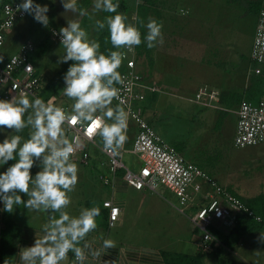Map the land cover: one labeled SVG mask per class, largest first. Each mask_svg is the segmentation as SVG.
<instances>
[{
    "label": "crops",
    "instance_id": "1",
    "mask_svg": "<svg viewBox=\"0 0 264 264\" xmlns=\"http://www.w3.org/2000/svg\"><path fill=\"white\" fill-rule=\"evenodd\" d=\"M121 1L123 3L125 15L128 17V22L136 24L137 8L142 4V1ZM204 1L210 2L213 7L211 11H205L204 7L206 3ZM242 1L244 0H152L145 25L149 17L154 18L158 23H162L163 43L149 49L145 42L147 54L146 52L138 54L137 50L134 49L133 59L135 64L134 70L141 77V83L145 87L156 89V91L140 89L138 93L144 94L145 108L147 107L150 111L149 116L146 114V109L144 108V119L155 128L154 130L163 140L165 132L162 123L159 121L164 119L161 113L165 110L162 107L165 108L167 103L166 99H161V102L158 104V94H166L163 89L175 88L180 85L179 79L175 77V75H172V71L169 72V68H172L175 59H178V56L183 54V46L186 45V42L189 40L193 41L192 44L194 47L200 46L201 52L197 61L202 67L210 66L225 69L227 64L225 54L227 50H231L225 47H223L225 48L223 49L220 40L213 34L214 31L211 30V32L208 31L209 28H205L207 20L205 12L208 14H215V12H218V5L227 8L235 6L241 11L239 15L242 21L247 20L250 26L253 25L255 27L257 18L247 14L246 7L244 4H241ZM1 2L2 0H0V5ZM79 2L80 0H77L78 6ZM93 3L94 0H90L89 5L86 6L88 15L83 17L79 16L78 13L73 14L71 12H64V9L60 11L59 7L61 6L53 5V12H56L57 16L63 18L55 19V22L49 20L48 26H43L46 33H49V27L60 29L66 26L67 21L78 20L81 27L88 33L89 39H95L97 36L95 21L102 20V11L94 12ZM195 9L196 13L199 15L202 14V20L199 21L194 17H189L191 12L195 13ZM89 17L92 18L89 19ZM1 18L0 9V19ZM204 18L206 19L205 21ZM194 19L198 22L199 29L203 28L201 32L203 34V41H201L200 44L195 43V39L192 40L193 37L195 38L194 35L192 38H188L187 36V34H190L189 29L190 26H193L191 23ZM33 21L34 19L32 16L19 20L11 30L5 33L4 44L0 49V65H4L11 56L15 55L23 44L27 42L33 43L36 53L31 63L36 75L39 76L43 85L41 92L36 97L54 106H65L71 109L73 101L67 97L63 98L62 101H57L59 99L58 97H54L55 94H52L51 96L53 97L49 96V98L43 96L50 82V80H46L50 72L42 68L41 62L46 56H50V50L54 46L60 47L63 50L65 49L59 45V43L52 40L50 34L47 44L44 43V46L40 47L39 45H41V43L37 45L35 42L29 41L30 38L34 37ZM144 28L146 37L147 29L145 26ZM41 40L40 42L43 41ZM251 47L247 52L249 60L248 70L243 77L235 79L228 73L224 77V81L221 79L219 80L218 88L207 86L205 83L199 85L198 90L206 87L209 91H216L219 94L217 100L210 102L211 106L216 105L217 108L199 104L201 107L218 112L221 111L220 109H223V111L229 110L237 119L236 111L238 105L242 101H247L252 104L259 101L262 94V87L260 78L258 77L259 75L256 71H263L264 68L250 59ZM219 50H225V53H221ZM137 55L140 56L141 59L139 62H137L136 59ZM216 55H219L218 58H215ZM121 66L124 67V62H122ZM63 69L64 66L62 70ZM161 73H163V75ZM63 86L64 83L60 89H62ZM34 98L30 97L29 99ZM193 102L197 104L194 99ZM204 102L207 103L208 100L205 99ZM158 105L160 109L155 110ZM111 106H117L114 100ZM222 113L223 114L214 113V117H212V124L215 123L214 129L217 131L222 128L224 120L227 117L226 114H224L225 112ZM159 115L162 117L157 118ZM221 115L223 117L222 121ZM26 116L27 113L25 114V118ZM233 131L235 135V128ZM30 132L31 128H25L19 133L14 130L0 129V142H2L5 137L11 138L13 135H20L22 137V144L29 138ZM136 132L137 129L135 124L131 120H127V139L120 150L131 148ZM66 136L70 140L69 135ZM96 144H101L100 137L97 139ZM186 150L187 148L183 145L181 154H184ZM83 152L88 154V159L85 163L82 161L80 153L72 160L78 167V182L75 186V190L68 193L71 204L66 211L71 216H77L81 209L92 207L100 208V215L96 217L97 228L87 235L86 240L94 242L93 247L96 248L101 246L104 239L115 241V248L105 249L102 253L101 260L106 261L107 264H172V260L176 256H189L196 259L195 262L189 264H264V231H259L252 235L230 237L227 240L228 245L226 246L222 244L219 239L221 246L213 253L204 254L199 248L201 231L193 225L196 231L193 230L191 234L186 232L188 231V229H186L187 223L192 226L189 216L193 213V210L181 213L177 209L176 199L171 195L172 193L170 191L171 194H153L147 191L134 190L123 181L120 171L112 177L109 183L105 184L99 179L100 175L105 176L107 173L103 164L105 160L104 155L96 146L89 142L84 143ZM124 154L125 153L122 154V157ZM199 155L200 154L195 155L194 153L188 154L185 158L194 161L198 167L213 178L214 173L211 171V165L207 162L202 163L200 157H198ZM16 159L18 160V156ZM15 162L16 160H13L9 161L8 165H0V172H3L8 166ZM39 170V167L34 166L31 169V174L34 176ZM97 187L106 192L107 199L101 200L99 198L100 190H98ZM82 188L85 191V196L79 197L77 191H83ZM20 195L23 200L28 199V197L23 194ZM105 201H111L112 204L120 210L119 217L112 227L108 225L109 211L102 206ZM72 205L75 207L70 210L69 208ZM47 219L48 214L43 210L34 211L32 209H26L21 204L19 206H14V210L9 213L4 210V205L0 203V264H22L18 255L20 249L32 246L34 239L42 235L41 227ZM232 228H222L219 232L221 231L220 234L222 236H227ZM3 233L10 234V236H6L12 238L11 240L8 239L9 242H7L5 252L2 246ZM2 254L5 259H1ZM6 259L7 261L4 262L3 260ZM183 262L184 261H182L181 264H184ZM63 264H77L74 253L69 252L68 260L63 262ZM85 264H97V262L89 258Z\"/></svg>",
    "mask_w": 264,
    "mask_h": 264
},
{
    "label": "clouds",
    "instance_id": "2",
    "mask_svg": "<svg viewBox=\"0 0 264 264\" xmlns=\"http://www.w3.org/2000/svg\"><path fill=\"white\" fill-rule=\"evenodd\" d=\"M60 4L64 12L78 13L81 17L88 15L86 9L78 6L77 0H60ZM118 7L113 0H94L93 3L94 12L115 13L103 21H95L96 30L107 26L111 45L118 49L108 55L100 52V43L89 39L78 20L67 21L65 27L53 33L59 35L65 49L58 63L72 62L63 75L61 90L73 101L70 111L39 97L29 99L27 93H21L19 98L0 99V129L19 133L31 128L29 138L22 144L20 135L5 137L0 142V165L16 160L0 172V203L9 213L14 206L22 204L26 209L43 210L48 214L41 227L42 235L34 239L32 246L20 249L18 255L22 264H63L68 260L69 252L74 253L77 264H85L89 258L97 264H107L101 260L103 251L116 247L111 239H104L99 248L86 240L97 228L99 207L81 209L77 216L66 211L71 204L68 193L75 190L78 182V167L71 159L75 148L66 136L65 125L86 127L88 133L102 139L105 151L115 153L126 142L128 115L123 107L111 105L120 96L116 85L125 84L118 69L126 54L134 52L142 41L139 29L117 11ZM17 11L31 15L44 27L49 24L47 5L23 0ZM8 26L12 27V21ZM144 26L149 49L163 43L162 23L149 17ZM34 166L40 170L33 176L31 169ZM20 194L28 199L23 200Z\"/></svg>",
    "mask_w": 264,
    "mask_h": 264
},
{
    "label": "built area",
    "instance_id": "3",
    "mask_svg": "<svg viewBox=\"0 0 264 264\" xmlns=\"http://www.w3.org/2000/svg\"><path fill=\"white\" fill-rule=\"evenodd\" d=\"M22 2L23 0H13L3 4L0 49L4 44L5 33L11 30L19 20L31 16L17 11V6ZM10 21H12L11 28L8 26ZM58 32V28L49 27L52 40L61 45L59 35H53ZM34 49L33 43L27 42L4 65H0V99L8 100L12 96L19 98L21 93H27L29 98H34L41 92L42 81L36 75L30 61ZM133 55L134 52L127 53L123 60L125 70L121 75L125 78V84L116 85L120 89V96L119 99H114L117 105L125 109L128 120L136 126L137 132L131 148L119 149L115 153L105 151L102 139L100 138L101 144L97 145L99 136L88 133L86 127L65 125V133L69 135L75 148L71 159H75L80 153L85 163L88 154L83 152V145L89 142L96 146L105 157L103 164L107 173L105 176H99L105 184L120 171L123 181L136 191L156 193L159 187L166 188L175 196L176 207L181 213L193 210L189 220L201 231L200 251L204 254L213 253L221 246V243L212 229L219 231L226 227L232 228L241 215H247L256 221H260V217L254 215L227 187L222 186L194 162L186 159L172 145L165 142L144 119L145 97L143 93H138V90L156 91V89L145 87L141 83V77L134 70ZM250 59L264 68V7L256 19ZM256 73L264 75V69L257 70ZM218 95L216 91H209L204 87L196 92L194 101L197 104L217 108L216 105L211 106L210 102L217 100ZM205 99L208 100L207 103L204 102ZM59 107H63L66 111L71 110L65 106ZM236 116L233 146L243 149L264 144V80L259 101L255 104L242 101L238 105ZM123 153H129L136 158L139 165L137 171L123 165ZM102 206L109 211V227L114 226L119 217V208L115 207L111 201L103 202Z\"/></svg>",
    "mask_w": 264,
    "mask_h": 264
},
{
    "label": "rangeland",
    "instance_id": "4",
    "mask_svg": "<svg viewBox=\"0 0 264 264\" xmlns=\"http://www.w3.org/2000/svg\"><path fill=\"white\" fill-rule=\"evenodd\" d=\"M40 2H42L40 5H47L49 7L47 15L50 21L55 22V19L63 18L57 16L56 12H53L54 6H61L60 0H41ZM204 2L206 3L204 7L205 11H211L213 7L210 2ZM218 6V12H215V14L205 12L207 20L204 18V21L206 20L205 28H209L208 31H214L213 34L220 40L222 48H230L231 50H227L225 54L227 59L226 68L202 67L197 61L201 52L200 46L194 47L192 44L193 41L188 40L186 45L183 46V54L179 55L178 59H175L174 66L169 68V72L172 71V75H175L179 79L180 85L175 88L163 89L166 94H158V104L161 102V99H166L167 103L165 108L160 105L165 111L161 113L164 119L159 122L162 123L164 128V140L167 143L170 145H173L172 143H182L187 148L185 153H182L184 157L193 153L195 155L200 154L198 157H200L201 162H207L211 165L210 168H212L211 171L214 173L213 178L215 180L220 182L224 187L229 186L240 196L250 198L260 194L264 195V144L243 149L235 148L233 146V130L235 128L236 118L232 115L233 113L229 110L223 111V109H220V112L205 109L193 102L199 85L205 83L207 86L218 88L219 80L224 81V77L228 73L235 79H239L248 70L249 60L247 52L251 47L255 27L253 25L250 26L247 20L242 21L239 15L241 11L237 7L227 8L219 6L218 8ZM59 9L61 11L63 7L61 6ZM189 17H194L199 21L203 18L202 14L199 15L196 13V9L195 13L191 12ZM249 20L251 21L250 18ZM33 25L34 37L30 38L29 41H33L39 45L40 40L42 38L44 40L47 37V33L44 27L38 22L33 21ZM191 25L193 26H190V34H187V36L188 38H192L194 35L195 38L193 37L192 40L195 39V43L200 44L203 41V34L201 33L203 28L199 29L198 22L195 19ZM45 44H47V41H45ZM219 51L225 53V50ZM49 54L50 56H46L41 64L44 70L50 72L46 80L52 81L58 76L65 64L58 63V58L65 54V50L54 46ZM218 56L216 55L215 58H218ZM136 59L137 62L141 60L138 55ZM161 74L163 75V73ZM59 77L63 81V76ZM62 89L58 90L57 93L55 92L54 97H58L59 99L57 101H62L66 97L62 93ZM145 109L146 114L149 115V109L147 107ZM159 109L160 107L158 105L155 110ZM222 112H225L224 114L227 117L224 120L222 128L217 131L214 129L215 123L212 124V117H214V113ZM161 115L157 116V118L162 117ZM122 163L125 167L134 171H137L139 168L136 158L129 153L123 155ZM97 189L100 190L99 198L101 200L107 199L106 192L102 191L99 187ZM77 193L79 197L85 196L84 189L83 191L78 190ZM163 193L171 194L162 186L157 189L155 194ZM171 195L175 198L173 194ZM74 207L72 205L69 209L72 210ZM186 229H188L186 231L188 234L193 233V230H195L193 224L191 226L189 223H187Z\"/></svg>",
    "mask_w": 264,
    "mask_h": 264
},
{
    "label": "trees",
    "instance_id": "5",
    "mask_svg": "<svg viewBox=\"0 0 264 264\" xmlns=\"http://www.w3.org/2000/svg\"><path fill=\"white\" fill-rule=\"evenodd\" d=\"M12 1L13 0H2L1 5H0L1 15H2L3 4L10 3ZM40 1L41 0H34V2H37L38 4L42 3ZM141 1H142V4L139 5L137 8V18H136V24H135L141 33V41H142V43L139 46H136V48H135L137 50L138 54H140L142 52L145 53L147 51L146 50L147 47L145 46V41H144V39H145L144 25H145V20L148 16V13L150 10V5L152 4V0H141ZM113 2L118 3V5H119L117 11L119 13H122L125 15V11L123 8L122 1L121 0H113ZM89 3H90V0H80L79 6L86 9V6H88ZM241 4H244V6L246 7V12L249 16H254L256 18L258 16L260 10L264 7L262 0H257V1L244 0L241 2ZM109 15H115V13H107V12L102 11V20L101 21H103L105 19V17H107ZM0 21H1V19H0ZM139 21H143L144 23L141 24ZM96 33H97V36L95 37V40H97L100 43V52L101 53L108 55L111 51L118 50V49L113 48L111 45L110 34H109L108 29H107V26L103 30H96ZM46 36L47 37L42 42H40L42 46H44L45 41H48L49 33H47ZM41 45H39V46L41 47ZM35 53H36V50L34 51V53L30 57L31 62H33V57H34ZM146 54H147V52H146ZM71 63H72L71 61L66 63L64 65V69L58 74V76H56L52 81L49 82L46 90L43 93L44 97L46 96L47 98H49V96H51L52 94H55V92L58 89H60V87L63 84V81L59 76L64 75V73L67 71V69ZM124 70H125V68L123 66H121L118 69V71L121 74L124 72ZM258 77L260 78L261 87H262L264 75L261 74ZM221 114H223V113H221ZM222 118L223 117L221 115V121H222ZM172 144H173L172 146L181 154V151L183 149V144L182 143H172ZM227 189L234 196L239 198L254 213V215L260 217V221H256L255 219H253L252 217H248L247 215H241L237 218L235 226L231 229L230 233L227 236H222L218 230L212 229V232L215 234V236L218 237V239H220L222 244H224L225 246L228 245L227 240L230 237L252 235L256 232L264 231V195L260 194V195H257L255 197L244 198V197L240 196L239 194H237L229 186H227ZM6 223H7V220H6ZM6 235L10 236V234L3 233V235H2V246H3L4 252L6 251L5 249H6L7 242H9L8 239L9 240L12 239ZM1 259H5L3 254H2ZM3 261L6 262L7 259L3 260ZM182 261H184L183 262L184 264H189V263L195 262L196 259L189 257V256H176L173 258L172 264H181Z\"/></svg>",
    "mask_w": 264,
    "mask_h": 264
}]
</instances>
